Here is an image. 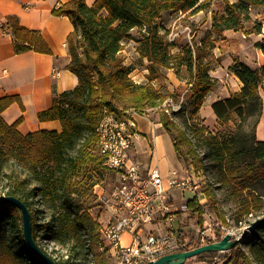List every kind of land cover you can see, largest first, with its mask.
I'll list each match as a JSON object with an SVG mask.
<instances>
[{"label": "trees", "instance_id": "16d2710c", "mask_svg": "<svg viewBox=\"0 0 264 264\" xmlns=\"http://www.w3.org/2000/svg\"><path fill=\"white\" fill-rule=\"evenodd\" d=\"M214 4L219 10L213 8ZM252 7H264V0L234 3L229 0H96L93 6H88L86 0H69L54 8V16H68L74 24L67 40L71 56L68 69L78 77L79 83L71 90L56 94L52 106L38 113L41 122L59 121L61 131L19 132L23 118L8 124L3 113L14 103L24 110L21 98L18 95L0 98V190L3 192L0 200L15 196L25 203L31 213L34 241L57 264H90L91 256L93 264H108L109 250L102 246L100 223L89 212L93 188L105 171H111L100 154L97 133L105 109L118 116L130 109L143 115L147 107H157L166 99L151 83L159 77L160 69H174L178 73V69L185 67L191 75L192 114L199 112L218 82L210 75L207 59L211 58L216 42L224 39L227 30L261 33L262 22L245 29ZM168 11L187 16L211 12V31L200 42L192 40V44L173 52L167 40L169 31L158 22ZM7 20L14 35L16 54L28 50L52 54L39 31L21 26L15 16ZM125 40H135L138 54L149 61L148 83L137 84L131 79L133 68L125 64L121 55ZM256 47L264 54V39ZM229 70L239 78L242 87L215 102L212 111L223 126L235 117L241 122L249 117L257 118L254 144L247 150L250 159L241 160L244 149L235 132L219 138L206 133L204 127H195L196 140L206 148L201 154L192 137L168 114L163 113L160 121L173 139L175 154L184 164L196 171L213 167L215 179L207 183L203 195L211 211L227 225L225 215L217 208L216 183L234 186L245 194L238 221L243 214L261 208L263 200L253 187L264 184V142L256 139L264 103L261 95L264 66L250 68L236 60ZM173 131L177 132L176 136ZM183 146H187L186 152ZM187 207L193 215L203 212L197 197L189 200ZM38 214L47 219L38 223ZM22 228L20 209L7 202L1 205L0 264H47L29 247ZM217 234L221 240L220 233ZM45 237L65 248L68 257L49 253L40 242ZM243 244L249 246V251L242 248ZM228 253L225 264H264V224L254 233H248Z\"/></svg>", "mask_w": 264, "mask_h": 264}, {"label": "rangeland", "instance_id": "374dc122", "mask_svg": "<svg viewBox=\"0 0 264 264\" xmlns=\"http://www.w3.org/2000/svg\"><path fill=\"white\" fill-rule=\"evenodd\" d=\"M214 9H218L217 5L214 4ZM211 13V12H208ZM208 13L201 12L200 14L197 13L193 14L192 16H187L186 14L182 15L178 12L179 15L182 16L180 20L175 22L173 25L167 24L166 30L169 31V35L167 40L171 43L172 51L177 52L180 48L184 47L186 44H192V40H196L200 42L202 39H205L207 36V30L209 28V23L207 22ZM263 19H260L262 21ZM247 30H250L249 22H246ZM255 37L251 34L247 33H230V36L226 39L219 40L215 44L216 50L220 48L218 52L222 56L218 58L214 56V53L211 55V58L208 56L209 59V66H210V75L216 79L217 77H225L227 78V73L231 72L228 67L226 70V66L228 63L232 62V60H236L237 58H247L253 60L255 58V52L253 46V42ZM214 48V49H215ZM214 49L212 52H214ZM122 56L125 55V64L131 66L133 68L132 73L130 74L131 79L137 84H146L148 83L147 75L149 70L147 69L149 65V61L146 58H141V56L136 53L133 49L130 51L127 50V53L121 54ZM124 58V57H123ZM206 61V60H205ZM222 67V69H221ZM178 73L174 69H160V75L158 78L153 80L151 83L154 87L163 95L166 96L165 101L158 105L157 107H147L145 109V113L138 117V126L139 129L143 132L147 133L151 127L150 121L154 124H159L160 129L165 131V128L162 127L163 125L160 123L161 117L163 113L168 114L177 124L183 128L187 135L192 137V141L197 145V150L199 153L204 154L205 147H203L199 142L196 140V135L193 132L194 128L204 127L206 129V133H212L213 135H218L219 138H222L223 135H227L230 132H235L239 141L241 142V147L244 149L241 154V160L250 159V155L247 150L253 146L255 140V126H256V117H249L246 120L239 121L237 117L230 122H227V125H219L217 116L215 115L214 111H212V105L219 101L224 100L228 97V91L230 89L235 88V84L231 79L228 82H224L221 78L217 79V84L214 90L208 94L203 107L196 112V114H192L193 112V105L191 104L192 101V93L190 92V80L191 75L189 71L185 67H181L177 70ZM220 71V72H219ZM219 72V73H218ZM231 76V75H230ZM233 94V93H231ZM217 96V97H215ZM213 98L214 101L210 104V99ZM264 101V100H263ZM210 108L209 111L204 110L203 108ZM264 109V103H263ZM263 114V112H262ZM150 131V130H149ZM151 132V131H150ZM160 132V130H159ZM166 132V131H165ZM168 133V132H167ZM169 134V133H168ZM173 134L176 136L177 132L173 131ZM169 136H171L169 134ZM166 139V149L169 156H172V149H171V142L164 134ZM172 138V137H171ZM151 141V140H149ZM147 141V143H149ZM173 141V139H172ZM153 143V141H151ZM184 151H187V146H183ZM174 155V154H173ZM173 157V156H172ZM178 158V157H177ZM174 161L176 158H174ZM179 159V158H178ZM182 164V168L179 170V174L181 176H191L194 181L199 183L201 201H202V209L204 213L209 215L212 221H218L220 225H224L227 228V233L231 235L233 240L239 239L243 233V231L249 228L252 223L256 221V219L264 217V184H257L254 188V191L262 198L263 203L259 210H254L250 214H243L242 219L240 221L237 220V216L241 209V202L245 197V194H241L234 186L227 185V184H219L216 183L217 189L215 190L216 200H217V208L225 215V218L229 225L225 224L218 216L211 211V205L208 202V199L203 195L204 191L207 189V183L212 182L215 179V172L213 167H209L208 171H196L191 166H187L184 164L182 159H179ZM208 163L211 160H207ZM176 162V161H175ZM177 163V162H176ZM179 163L176 164L177 168L179 167ZM182 169V170H181ZM116 174L112 171H105L103 174L102 179L98 182L97 186L93 188L92 195L90 197L89 212L93 216V218L100 223V227L104 226L109 221H114L118 217L114 210L108 205L103 204L96 193H100V195H109L114 190L116 186ZM3 193L0 190V194ZM195 197L193 193L186 191L185 196L183 199L191 200ZM38 223H43L44 220L47 218L44 215L38 214L37 216ZM117 217V218H116ZM154 225H148L147 228L151 229ZM220 229V228H218ZM216 229V232L223 234L224 232L221 230ZM166 230L161 229L157 231L156 234H162ZM130 232L124 234L122 238V243L127 245L130 238ZM226 234V233H225ZM224 234V235H225ZM223 235V236H224ZM102 239V238H101ZM41 244L52 253L54 256H63L67 258L68 252L63 248L61 245L55 243L50 239L42 238L40 239ZM102 246L104 248L107 247V243L105 240L101 241ZM242 248L246 251H249L248 245H242ZM204 257L196 256L190 258L186 261V264H225L228 258V252H213L212 254H204ZM91 263H92V256H91ZM108 264H117L116 257L110 255L108 253Z\"/></svg>", "mask_w": 264, "mask_h": 264}, {"label": "crops", "instance_id": "0c3cea01", "mask_svg": "<svg viewBox=\"0 0 264 264\" xmlns=\"http://www.w3.org/2000/svg\"><path fill=\"white\" fill-rule=\"evenodd\" d=\"M69 0H0V98L4 96L18 95L24 106L21 109L18 103L11 105L4 113L3 119L8 124H13L19 118H23V122L19 126V132L28 134L36 130H55L61 131V123L59 121H45L41 122L38 119V113L49 109L52 106L53 98L56 94L75 88L79 79L73 72H70L68 65L71 60L68 48V36L74 30V24L68 16H54V8L68 2ZM234 3L237 0H229ZM88 6H93L96 0H86ZM201 13V12H200ZM198 13V14H200ZM249 22L250 29L256 22H262L261 33H252L255 37L253 42L255 58L253 60L244 57L237 58L236 60L248 65L250 68H258L264 66V54L256 43L264 39V7H252ZM197 15V14H196ZM207 22L209 28L207 35L211 31V13H208ZM9 16L17 17L19 24L30 30L39 31L42 37L52 50V54H43L34 51H27L22 54H16L14 50V39L12 29L9 27L7 18ZM182 18L177 12L168 11L162 14L158 22L167 27V24L173 25L175 22ZM260 19H263L260 21ZM4 25V28H1ZM245 29L247 26L245 23ZM230 33H242L241 31L227 30L224 33V38L230 36ZM123 54L127 50L133 49L137 53L138 43L135 40L123 41ZM220 48L214 49V56H222L218 52ZM124 59L126 58L123 55ZM235 60V61H236ZM227 64L230 68L234 62ZM222 69V67H221ZM223 70V69H222ZM220 72V71H219ZM218 72V73H219ZM227 78L220 77L224 82L229 79L235 84V88L228 91L226 97L231 93L239 91L242 83L239 78L232 72H228ZM231 75V76H230ZM216 75V79H220ZM212 92V91H211ZM210 92V93H211ZM210 95V94H209ZM261 95L264 100V89H261ZM217 97V96H215ZM214 101L210 99V104ZM209 111L210 108H203V111ZM142 115V114H141ZM135 120L138 125V117ZM143 117H146L142 115ZM146 119H148L146 117ZM147 133L140 130V138L135 142L131 150V156L135 160L143 163L146 166H157L163 176H169L173 171L179 172L182 168L181 161L175 154L174 143L171 136L165 131L160 129L159 124H154L150 121ZM160 130V132H159ZM164 134L168 137L171 144L172 156L179 167L177 168L176 162L173 157L167 152L165 143L166 139ZM256 139L264 142V109L260 121L256 127ZM153 141V143L151 141ZM149 141V143H147ZM174 154V155H173ZM182 170V169H181ZM189 192V191H188ZM185 192L180 189H173L168 193L167 204L176 212V219L174 227L177 230H186L191 226L193 214L184 213L181 206L186 204L189 200L183 199ZM154 227L166 230L167 221L162 218V213L155 214ZM164 233V232H162ZM130 234V233H129ZM131 235V234H130Z\"/></svg>", "mask_w": 264, "mask_h": 264}, {"label": "built area", "instance_id": "2783aa9c", "mask_svg": "<svg viewBox=\"0 0 264 264\" xmlns=\"http://www.w3.org/2000/svg\"><path fill=\"white\" fill-rule=\"evenodd\" d=\"M137 115L139 113L134 109L122 116L105 109L97 127L100 154L117 180L111 194L96 193L99 200L118 215L116 220L102 225L100 232L117 264H147L169 253L219 241L218 228L224 232L220 233L222 238L228 234L224 225L212 221L204 211L191 216L193 221L189 229H175L176 212L166 202L168 193L173 189L189 191L198 198V206L202 207L201 187L191 176H181L177 171L163 176L157 166H146L132 158L131 150L141 136L135 120ZM187 208V203L183 204L182 212L192 214ZM159 212L167 221L166 231L162 234H156V227L147 228L154 225L155 214ZM127 232L131 233V239L124 245L122 238Z\"/></svg>", "mask_w": 264, "mask_h": 264}, {"label": "water", "instance_id": "95a60500", "mask_svg": "<svg viewBox=\"0 0 264 264\" xmlns=\"http://www.w3.org/2000/svg\"><path fill=\"white\" fill-rule=\"evenodd\" d=\"M12 204L16 206L21 211L22 215V223H23V233L25 240L29 247L35 252L37 256H39L42 260H44L47 264H57L51 257L45 254L36 244L33 239V231H32V219L31 213L25 203L20 201L15 196H5L0 200V206L5 203ZM264 224V217L256 219V221L247 229H245L239 239L233 240L231 235L226 234L221 240L215 241L212 243H208L193 249H189L187 251L169 253L159 257L155 261L147 262V264H186V261L190 258L200 256L210 252H229L235 248L238 244H240L243 238L246 237L248 233H254L255 230ZM146 264V263H144Z\"/></svg>", "mask_w": 264, "mask_h": 264}]
</instances>
